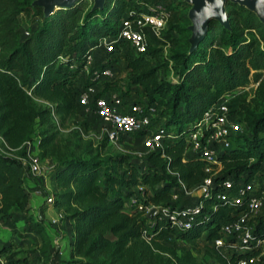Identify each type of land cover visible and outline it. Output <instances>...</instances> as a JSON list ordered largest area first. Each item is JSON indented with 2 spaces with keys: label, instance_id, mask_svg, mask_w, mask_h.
Instances as JSON below:
<instances>
[{
  "label": "trees",
  "instance_id": "16d2710c",
  "mask_svg": "<svg viewBox=\"0 0 264 264\" xmlns=\"http://www.w3.org/2000/svg\"><path fill=\"white\" fill-rule=\"evenodd\" d=\"M34 1L0 0V138L9 149H19L31 140L34 126L38 127L36 156L40 162H50L52 167L45 174L61 188L51 207L56 212L61 207L68 212L72 254L83 258L100 255L98 264H206L192 252L195 240L202 235L205 246L215 253L211 264H235L237 258L246 256L223 254L207 244L217 236L219 221L233 211L212 198L204 201L208 219L179 231L172 230L158 214L150 219L141 215L138 206H177V201H170L172 193L193 188L208 176L205 164L196 155L182 161L187 138L203 112L224 94L242 90L250 80L257 83L250 101L242 93L227 103L243 132L234 134L229 146L219 153L221 169L213 177V184L226 177H264V25L244 7L227 2L225 12L232 30L210 21L196 51L187 53L190 23L186 18L188 6L182 0L169 4L158 0H105L101 9L93 11H82L79 2L47 18L32 5ZM146 5H162L169 14L162 33L163 38L168 32L176 35L167 43L169 59L162 63L159 58L161 43L151 41L143 54L135 55L128 45L118 42L111 52L102 51L103 61L93 63V68L111 69L114 61L124 62L127 89L119 98L124 100L131 87L139 86L140 98L132 105L140 106L145 113L153 108L157 115L151 119L150 129H163L168 138L163 139L160 151L143 154L140 169L126 156L105 162L79 160L58 141L54 118L62 122L80 109L78 95L90 83L87 81L79 90L74 81L85 56L94 53L102 38L115 36L120 22L130 18L128 13L147 12ZM19 15L36 24L25 32L27 37L22 36ZM238 28L245 31L247 39L236 33ZM6 50L8 53L3 54ZM167 62H174L176 83L156 77ZM116 85L105 82L98 95ZM20 168L23 170L20 160L0 152V215L16 209L25 217L28 228L43 237L41 222L33 220L30 213L35 189L29 191L23 186L17 173ZM132 186L145 188L135 192ZM128 199L131 204L124 208ZM211 204L215 210L209 208ZM142 230L147 240L142 238ZM253 232L260 237L264 234V217L255 220ZM175 240L185 241L191 248L176 251L172 244ZM7 251V247L0 248V264L25 262ZM75 264L92 263L76 260Z\"/></svg>",
  "mask_w": 264,
  "mask_h": 264
},
{
  "label": "built area",
  "instance_id": "2783aa9c",
  "mask_svg": "<svg viewBox=\"0 0 264 264\" xmlns=\"http://www.w3.org/2000/svg\"><path fill=\"white\" fill-rule=\"evenodd\" d=\"M145 8L147 12L144 13H128L130 18L120 22L115 36L105 37L99 41L98 46L104 53L111 52L113 45L118 42L128 45L135 55L143 54L151 41L165 43L162 33L169 18L168 12L162 5H146ZM161 48L165 46L162 45ZM93 63V56L88 53L84 58L81 71L90 84L78 95L80 110L84 114L95 116L100 121L102 134L108 143L115 145L123 138L143 132L142 150L145 152L160 151L162 141L168 138V135L163 129H150L154 109L147 108L145 113V110L137 105L130 104L124 107V101L110 92L106 95L96 94V85L111 77L112 71L106 67L93 68ZM243 89L240 91L242 92ZM240 91L221 96L217 103L203 112L194 132L187 138L189 155H196L205 164L204 172L208 174L192 188L194 200L189 204L156 207L155 214H158L159 218H162L172 230H187L196 221L203 222L208 219L207 213L203 211L204 201L212 198L231 207L233 211L219 221L217 236L207 244L213 250H220L223 254H246V256L237 258L235 264H264V259L261 258L264 254L260 249L264 247V234L260 237L253 232L255 220L264 217V177L242 179L240 185L238 184L239 179L226 177L215 185L213 184V177L217 176L221 169L218 162L219 153L229 146L234 134L243 132L237 116L230 114L227 107V103L233 97L240 95ZM27 146L32 149L27 153L26 159L20 160L23 171L31 178L44 175L52 167L51 164L46 166L38 160L36 146L33 144H27ZM187 156L185 153L182 161ZM44 201L47 206L51 207L53 198L44 196ZM152 208L154 207L150 205L144 206V213L147 215ZM209 208L215 210V205L211 204ZM57 216L61 217L60 214ZM50 220L52 223L55 221L54 218ZM141 234L143 239H148L145 230H142ZM53 242L59 245L57 239ZM255 250L258 252L253 254Z\"/></svg>",
  "mask_w": 264,
  "mask_h": 264
},
{
  "label": "rangeland",
  "instance_id": "374dc122",
  "mask_svg": "<svg viewBox=\"0 0 264 264\" xmlns=\"http://www.w3.org/2000/svg\"><path fill=\"white\" fill-rule=\"evenodd\" d=\"M162 4H169V2H176L177 0H158ZM187 6L186 10V18L188 19L189 12L191 9V4H187L185 0H182ZM82 3V11L86 10H96L94 8L93 0H77L71 6L68 7H57L53 6L48 12L43 7L37 6L43 17L47 18L57 10L68 9L73 7L77 3ZM105 2V0H104ZM132 3L139 2V0H131ZM228 1L226 0L222 6L223 11L225 12V4ZM104 4V3H103ZM142 5V4H140ZM98 10V9H97ZM226 14V12H225ZM227 18V16H226ZM18 22L21 26V33L23 37H27L25 32H29L30 28L34 29L36 24L30 22V20L24 18L19 15L17 17ZM189 21V19H188ZM212 20H208L205 25V33L207 30L208 23ZM190 23V21H189ZM191 25V23H190ZM189 25V26H190ZM226 29L231 31V26L229 24V20L227 18ZM168 30V29H167ZM167 32V31H166ZM236 33H240L242 38L247 39V35L245 31H242L238 28ZM164 35V34H163ZM191 36V32H189V37L187 39L188 42V51L187 53H191L196 51L198 44L203 40L204 36L197 42L195 47L189 43V38ZM171 37H176L174 33H169L168 36L164 37L165 43L162 44L165 48L161 49V53L159 58L162 60V63H165L166 60L169 59V46L168 41ZM99 43V42H98ZM205 51V49H202ZM8 50L3 51V54H7ZM207 53V51H205ZM94 63H99L103 61V52L100 46L97 45L94 53L92 54ZM166 68H161L156 72V77L158 80H167L171 83H176L177 78L173 72L174 62H167ZM112 76L100 81L96 85V94H100L101 87L105 82L117 83L115 89H110V93L116 95L117 97L122 98V93L127 89V79H126V71L124 68V62L121 60L114 61L111 64ZM87 82V78L85 74L81 71L78 77L75 79L74 83L79 90L83 88L85 83ZM257 86L256 82L249 81L248 84L244 87L243 91L239 92V94L243 93L246 101H250L253 96L254 90ZM103 89V88H102ZM141 88L139 86L131 87L128 90L127 97L122 99L126 103V106L132 104L140 98ZM105 92L102 95H106ZM120 98V99H121ZM35 103L40 104L39 101L34 100ZM157 113L151 116V119L156 117ZM54 122L57 125V138L58 141L66 146L67 150L71 153V155L79 160H92L94 162H105L113 157L126 156L132 162L136 163L137 168H142V156L146 152L142 150V140L141 136H131L128 138H123L117 144H110L107 141L104 142V135L102 134V127L100 121L95 116H85L83 111L78 109L73 115L64 119V121L60 122L57 118H54ZM37 126H34L35 133L33 134L30 141L26 142L22 148L19 149H9L6 144L0 138V152L10 158L21 160L27 158V153L31 151V147L27 146V144H33L37 141ZM153 130L155 128H152ZM35 154V151L33 152ZM186 154L189 155V152L186 150ZM137 155H141L138 157ZM46 166L50 164V162H43ZM18 176L23 181V186L27 190H33L31 194V209L30 213L32 214V218L35 221L41 222L43 226L44 236L40 237L31 231L27 224L25 223V217L20 214L16 209H10L9 213L5 215H0V248L7 247L8 251L6 254L14 253L15 257L18 259H24L25 262L22 264H75L76 260L90 262L92 264H98L100 255H93L88 258H83L77 255L72 254L69 246V242L71 241V229L72 222L67 219L68 212L64 210L63 207L56 212L52 207L47 206L44 201V196H52L53 200L57 199L55 193L59 192L61 188H59L55 181L48 177V174H44L42 176L28 177L26 173L20 168L17 169ZM242 183V179H239V185ZM135 192L140 190V186H132L130 187ZM39 191V193H36ZM33 194L39 195L40 197H34ZM193 190L192 188L186 189L182 188L178 193H172L170 196V201H177L178 205L189 204L194 200ZM131 204V199H128L124 203V208H128ZM147 206V205H146ZM152 206V205H150ZM154 208L158 206H153ZM138 210L141 215H144L143 207L138 206ZM58 214L61 215L58 218ZM51 218H54L55 221L52 223ZM151 223V221H148ZM53 238V240H52ZM58 241V246L54 244V240ZM52 240V241H51ZM173 247L176 251L181 250L182 248H191V246L185 241L175 240L173 241ZM195 248L192 249L193 254L196 258L206 264H211L213 261L211 256H213L214 251L207 248L202 241V235L195 240ZM261 251L264 254V247H260ZM2 260V257H1Z\"/></svg>",
  "mask_w": 264,
  "mask_h": 264
},
{
  "label": "water",
  "instance_id": "95a60500",
  "mask_svg": "<svg viewBox=\"0 0 264 264\" xmlns=\"http://www.w3.org/2000/svg\"><path fill=\"white\" fill-rule=\"evenodd\" d=\"M77 0H35L32 5L43 7L48 12L53 6L68 7ZM94 8L98 10L102 8L104 0H93ZM226 0H185L187 4H191L188 19L191 23L188 31L191 32L189 43L195 47L197 42L205 34V25L208 20L217 22L226 29L227 18L223 11V4ZM230 3L242 6L252 12L257 20L264 25V0H227ZM155 214V208H152L146 215L151 218Z\"/></svg>",
  "mask_w": 264,
  "mask_h": 264
},
{
  "label": "crops",
  "instance_id": "0c3cea01",
  "mask_svg": "<svg viewBox=\"0 0 264 264\" xmlns=\"http://www.w3.org/2000/svg\"><path fill=\"white\" fill-rule=\"evenodd\" d=\"M33 196H34V197H38V198H39V196H37L36 194H33ZM31 198H32V197H31Z\"/></svg>",
  "mask_w": 264,
  "mask_h": 264
}]
</instances>
